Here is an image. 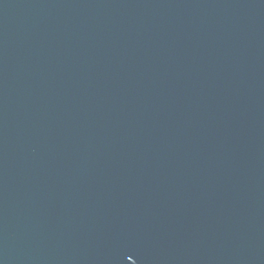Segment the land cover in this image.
Instances as JSON below:
<instances>
[{
    "label": "water",
    "instance_id": "water-1",
    "mask_svg": "<svg viewBox=\"0 0 264 264\" xmlns=\"http://www.w3.org/2000/svg\"><path fill=\"white\" fill-rule=\"evenodd\" d=\"M0 264H264V0H0Z\"/></svg>",
    "mask_w": 264,
    "mask_h": 264
}]
</instances>
